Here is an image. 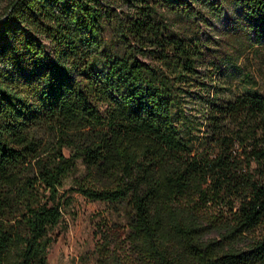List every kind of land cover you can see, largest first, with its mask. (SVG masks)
<instances>
[{
  "label": "trees",
  "instance_id": "16d2710c",
  "mask_svg": "<svg viewBox=\"0 0 264 264\" xmlns=\"http://www.w3.org/2000/svg\"><path fill=\"white\" fill-rule=\"evenodd\" d=\"M5 1L0 264H48L59 186L79 157L75 190L128 218V252L103 239L97 264H264V233L244 241L264 226V93H226L198 69L209 45L196 25L220 0ZM230 2L264 40V0ZM219 205L228 217L207 211Z\"/></svg>",
  "mask_w": 264,
  "mask_h": 264
},
{
  "label": "rangeland",
  "instance_id": "374dc122",
  "mask_svg": "<svg viewBox=\"0 0 264 264\" xmlns=\"http://www.w3.org/2000/svg\"><path fill=\"white\" fill-rule=\"evenodd\" d=\"M5 2L0 0V11ZM220 2V11L217 13L212 14L203 9L202 11L208 15V21L196 25L201 37L209 45L203 48L204 60L198 69L201 68L210 74L209 77H212L211 79L208 77L205 81L223 85L226 93L257 90L263 94L264 40H254L250 32L242 29L243 23L238 21L241 17L239 6H235L230 0H220ZM162 12L176 29L190 30L189 21L177 19L171 11L162 10ZM210 62H213L214 66L204 69L210 66ZM190 88L196 89L193 86ZM186 99L182 100V103L190 109V106L195 103ZM197 118L199 116L194 117V119ZM36 133L46 145L53 142L52 133L49 130L39 127ZM69 151V147L63 146V153L69 155ZM84 170L79 157L69 173L61 180L59 186V191L63 195L61 200L68 201H63L61 220L50 229L49 235L51 234L53 239L46 253L48 264H97L98 248L103 239L109 241L110 249L117 250L121 255L129 250L125 238L128 231V218L124 208L119 204L89 199L75 190V180ZM219 206H210L207 211L213 212L215 216L223 213L224 218L228 217V208ZM263 233L264 226H257L245 232L244 241L248 242L251 238ZM207 237L219 238V235L216 231H207L204 238Z\"/></svg>",
  "mask_w": 264,
  "mask_h": 264
}]
</instances>
